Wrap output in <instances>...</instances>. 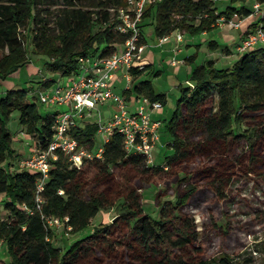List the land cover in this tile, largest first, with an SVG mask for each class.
<instances>
[{
	"label": "trees",
	"instance_id": "16d2710c",
	"mask_svg": "<svg viewBox=\"0 0 264 264\" xmlns=\"http://www.w3.org/2000/svg\"><path fill=\"white\" fill-rule=\"evenodd\" d=\"M221 1L160 0L146 5L141 34L146 18L154 37L160 38L175 30L192 36L209 32L220 17L251 14L248 0H228L220 10ZM258 1L264 10V0ZM47 2L56 8L45 7ZM124 6L125 0H0V81L27 63L29 50L45 59V71L53 77L77 74L80 57L110 56L127 39L117 32V16L111 11ZM258 23L264 29V16ZM149 68L129 69L133 82L125 94L163 106L165 96L149 80L135 82ZM53 77L9 87L0 96V195L6 197L7 213L0 219V243L9 256L0 264H233L227 255L205 257L187 207L200 188L223 200L235 178L264 176V46L242 53L230 68L204 62L193 69L190 86H177L176 105L162 127L172 154L161 165L127 153L116 132L94 150L95 121L72 129L79 146L93 154L101 149V157L75 167L57 152L37 208L39 176L12 163L19 156L6 124L17 111L25 133L36 147L46 149L58 112L42 117L34 93L56 82ZM170 185L173 200H159ZM148 187H159L155 218L143 211L141 192ZM107 211L113 212L110 223L101 218L63 250L53 246L54 230L46 227L45 218L60 219L63 231L70 227L74 235Z\"/></svg>",
	"mask_w": 264,
	"mask_h": 264
},
{
	"label": "rangeland",
	"instance_id": "374dc122",
	"mask_svg": "<svg viewBox=\"0 0 264 264\" xmlns=\"http://www.w3.org/2000/svg\"><path fill=\"white\" fill-rule=\"evenodd\" d=\"M256 1L258 0H248L246 6L252 8L251 5ZM44 6H48L50 10L56 8L50 2H47ZM225 6L226 3L224 2L217 5L220 10L224 9ZM257 20L259 22L258 18ZM258 22L256 25L259 24ZM142 29L147 49L141 55L142 59L140 61L141 63L150 64V68L142 75V78L149 80L156 92L165 95V104L156 111L159 114V117L156 119L163 123L164 120L167 121L170 118L179 95L174 72L168 65V62L172 58L169 61H165L161 53L150 47L154 39V27L152 25L147 22ZM193 37H195L197 44H201L192 47V51L197 53L199 57H202L204 53H208L210 50L208 43L203 42L208 37H213L220 44V47L227 45L231 49V52L234 53L231 59L220 58L218 55L214 56L218 58V63L214 62V66L217 69L230 68L237 60L236 54H242L237 51L236 45L240 44V37L238 32L234 30L223 28L220 31L213 32L209 36H203L201 33L193 36L182 33V39L186 40ZM24 38V40H27L25 36ZM117 49H119L118 46ZM219 52H221V49H219ZM182 57L180 56V58ZM180 58L174 59L179 60ZM26 60L27 63L16 73L12 74L9 79L0 81V96H3L9 87L18 88L27 84L35 85L40 80L47 81L53 77L51 73L45 71V59L32 54L29 50ZM53 78L60 83L63 82L64 85L68 81V77L54 75ZM190 83L188 82L186 85L190 86ZM49 87L51 86H43L34 95L38 96L40 91L48 90ZM121 91L122 88L118 87L117 92L120 94ZM127 107L131 112L135 110L132 104H128ZM37 109L42 117H46L55 112H61L63 107L47 106L37 102ZM151 118L155 119L152 114ZM105 123L103 121V124ZM6 126L12 136V148L19 156L18 161L28 157V148L31 149L34 140L30 135L25 133V130L18 123L17 111L11 114ZM106 137V135L101 134L95 135L94 150L103 145ZM167 142L168 138L161 128L159 140L151 151V163L153 165H161L166 157L172 154V150L167 147ZM18 161L16 158L12 159L14 165ZM159 187L163 188L162 185ZM159 187H148L141 192L143 211L152 218L157 217V204L160 201H155L154 197ZM173 189L174 186L170 185L166 189L165 195H162L159 200H173ZM5 201L6 197L0 195V219H4L7 216L6 211L3 209ZM187 210L193 218L198 239L205 248V257L207 259L227 255L232 259L233 264H264V176L235 178L223 200L216 198L210 190L200 188L188 205ZM101 215L99 214L95 219L91 220L90 225L85 230L74 235L63 231L62 225L59 230L54 231L53 246L63 250L76 239L87 235L98 224L101 218H104V223L112 221V211L102 212ZM8 260L9 256L6 253V249L0 243V261L7 263Z\"/></svg>",
	"mask_w": 264,
	"mask_h": 264
},
{
	"label": "built area",
	"instance_id": "2783aa9c",
	"mask_svg": "<svg viewBox=\"0 0 264 264\" xmlns=\"http://www.w3.org/2000/svg\"><path fill=\"white\" fill-rule=\"evenodd\" d=\"M150 1L125 0L124 7L111 9L117 16V32L127 35L120 51L116 50L107 57L88 55L78 58V72L68 77L65 85L56 81L53 83L54 86H52L51 91L46 89L39 92L37 97L42 105L64 106L66 109L55 116L52 137L46 149L42 150L35 146L31 150L30 156L19 160L17 163L18 170L36 172L39 176L36 185L37 208L41 203L38 194L43 190V182L47 179L51 166L50 161L55 160L57 152L66 155L68 161L75 167H79L83 160L101 157V149L93 154L79 146L76 139L70 134L72 129H76L80 122L90 117L94 112L97 113L95 122L98 127V134L106 136L112 132L120 134L123 148L127 153L140 154L147 163H151V151L158 142L160 129L163 127L161 121L151 118V113L159 110L162 107L161 103L150 101L144 96H134L131 101L135 110L131 112L126 109L125 98L115 94L111 87L114 75L122 68L127 70L124 76L127 83L131 77L129 74L131 67L142 69V64L134 66V63L139 61L144 50L140 24L143 10ZM251 10L250 15L255 16L256 19L260 20L264 16V10H262L259 1L252 4ZM240 20L241 17L237 15L230 19L220 17L214 25L237 29L240 26ZM175 39L178 49L182 42L180 31H176ZM168 40L167 35L157 38L156 45L160 46ZM259 46H264V29L261 28L260 24H257L241 40L237 46V51L244 53ZM169 64L176 66L180 62L172 59ZM127 89L129 88L126 87ZM106 102H111L112 115L103 124L98 108ZM44 221L46 227L54 231L59 230L62 226V221L55 217H47ZM63 222H67V218H64ZM66 231H70V227H67Z\"/></svg>",
	"mask_w": 264,
	"mask_h": 264
},
{
	"label": "crops",
	"instance_id": "0c3cea01",
	"mask_svg": "<svg viewBox=\"0 0 264 264\" xmlns=\"http://www.w3.org/2000/svg\"><path fill=\"white\" fill-rule=\"evenodd\" d=\"M159 1L160 0H151L147 5H149L151 3H154V2H159ZM221 2H224V3L227 4V0H222ZM149 21H150V18H146V19L143 20L144 23L149 22ZM240 21H241L240 26L237 29L229 28L227 26H224V27L214 26V29H212L211 31L202 32L201 34L203 36H209L210 34H212L215 31H220L223 28H228L230 30H234V31L238 32L239 37H240V42H241V40L244 38V36L249 31H251L253 29V26L258 22V20L256 19L255 16L248 15L246 17H242ZM176 31H179V30H175L172 33H170L169 35H167L169 37V40L167 42H164L160 46L156 45L157 38L154 37V39L152 41V45L150 46L152 49L157 50L159 53H161V55L163 57V60H165V61H169L170 58L174 59V58H180V56H183L182 58L177 60V61L180 62V64H178L176 66H171L169 64V62L172 59L168 62L169 67L174 72V76H175L174 78L176 79L175 80L176 86H179V85H181V86H189V85H186V84L188 82H191L190 81V76H191V73H192L193 69L196 66H199V65H201V64H203L204 62H207V61H212L213 63L214 62L218 63V58H215L214 56L218 55V57H220V58L231 59L233 54H234V53L231 52V49H229V47L227 45H225L224 47H220V44L216 40H214L213 37H208L205 41H203L205 43H208V47H209L210 50H209L208 53H204V55L202 57H199L197 53H194L192 51V47L194 45H201L199 43L198 44L196 43L195 37L187 38L186 40L183 38L182 42L179 44L178 49H177V44H176L177 42H176V39H175ZM181 33H184V32H181ZM142 43L144 45V50L141 53V55L147 49L145 47L146 46L145 45L146 42H145V39L143 38V35H142ZM236 46H238V44ZM118 47H119V49H117V50L120 51L122 46L120 45ZM219 49H221L222 53L219 52ZM141 55H140L139 61L134 63V66H136L138 64L149 65L150 66L149 63L148 64L145 63V62L141 63V61H140L142 59ZM239 57H240V54L239 55L236 54V58L238 59ZM226 68H229V67H226ZM126 71H127L126 68H122L120 71H118L114 75V79L111 82V87H112V90H113V92L115 94L123 96L125 98V100H126V109L128 111H130L127 106H128V104H132V106H133V103H132L131 99L134 97V95H130L129 97H127L125 92L127 90H130V88L132 87V82L133 81H132V78L130 77L129 82L127 83L126 78L124 77L125 74H126ZM140 80H143L142 76L139 77L135 82L140 81ZM61 82H62V80H61ZM118 87L122 88V91H121L120 94L117 92V88ZM126 87H128L129 89L126 90ZM51 90H52V85H51V87H49L48 91H51ZM157 93H159V92H157ZM159 94H163V93H159ZM61 107H63L62 111H64L66 109L64 106H61ZM98 109H99V113H100V116H101V122L102 123H103V121L107 122L110 119L111 115H112L111 102H106L104 105H102ZM151 114H152V116H154V118H155L154 120H157L156 118L159 117V114L157 112H152ZM96 116H97V113L94 112L90 117L85 118V120L80 122L78 124V126L83 128L88 122L96 121ZM160 131H161V129H160ZM96 134H98V133H96ZM28 139H29V137H28ZM94 144H95V138H94ZM31 146H32L31 149H33L35 147V144H32ZM93 148H95V146ZM31 149L28 148V156H30V154H31Z\"/></svg>",
	"mask_w": 264,
	"mask_h": 264
}]
</instances>
